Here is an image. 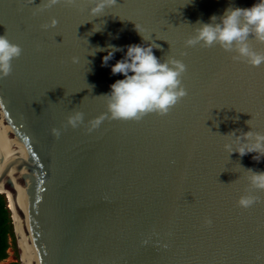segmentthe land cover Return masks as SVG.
Returning a JSON list of instances; mask_svg holds the SVG:
<instances>
[{
	"label": "water",
	"instance_id": "1",
	"mask_svg": "<svg viewBox=\"0 0 264 264\" xmlns=\"http://www.w3.org/2000/svg\"><path fill=\"white\" fill-rule=\"evenodd\" d=\"M253 2L116 0L92 17L90 0H0V34L21 48L0 78V190L25 264H264V191L247 182L264 156L223 147L230 131L264 132V63L184 43L200 22ZM129 43L185 65L186 95L166 114H106L101 95L122 76L92 53ZM243 194L256 198L247 208Z\"/></svg>",
	"mask_w": 264,
	"mask_h": 264
},
{
	"label": "clouds",
	"instance_id": "2",
	"mask_svg": "<svg viewBox=\"0 0 264 264\" xmlns=\"http://www.w3.org/2000/svg\"><path fill=\"white\" fill-rule=\"evenodd\" d=\"M58 0H47L46 6L55 5ZM74 3V0H67ZM116 0H90L88 9L90 16H98L104 9L112 6ZM57 21L50 19L43 27L55 26ZM141 34L139 26L134 25ZM99 28H94L93 31ZM142 35V34H141ZM254 38L264 43V0H254L248 7L228 6L217 17L212 15L209 22H200L194 29V35L188 37L186 46L201 44L204 47L213 44L219 45L226 51L234 53L233 59L243 61L251 66L264 63V52L256 51L250 47L248 39ZM143 36V35H142ZM144 38V37H143ZM159 45L148 43H129L124 46L107 45L95 51H105L101 57L102 66H108L111 74H121L122 78L112 82L109 91L101 96L106 97V114L113 119H139L146 113L166 114L177 101L186 95L181 83V75L185 65L173 57L159 59L152 51ZM123 56L115 63L108 65L113 54L121 51ZM21 53L19 45L12 43L6 35L0 34V78L6 77L11 71L12 59ZM77 62V57H72ZM104 114L90 121L92 126L99 123ZM82 121V113L74 111L66 117L67 125L76 127ZM58 135L57 129L51 130ZM225 136L232 137L231 144H224L228 153L235 151L240 156L255 153L253 160L259 161L264 156V132L251 130L240 132L230 131ZM247 182L252 189L264 191V171L248 169ZM256 200L252 194H243L237 199L238 206L247 208Z\"/></svg>",
	"mask_w": 264,
	"mask_h": 264
},
{
	"label": "trees",
	"instance_id": "3",
	"mask_svg": "<svg viewBox=\"0 0 264 264\" xmlns=\"http://www.w3.org/2000/svg\"><path fill=\"white\" fill-rule=\"evenodd\" d=\"M16 245L11 213L6 196L0 193V261L7 257V249Z\"/></svg>",
	"mask_w": 264,
	"mask_h": 264
},
{
	"label": "rangeland",
	"instance_id": "4",
	"mask_svg": "<svg viewBox=\"0 0 264 264\" xmlns=\"http://www.w3.org/2000/svg\"><path fill=\"white\" fill-rule=\"evenodd\" d=\"M7 206H8V201H7ZM0 264H22V258L19 254V248L17 242L15 246H11L10 248L7 249V257L1 260Z\"/></svg>",
	"mask_w": 264,
	"mask_h": 264
},
{
	"label": "bare ground",
	"instance_id": "5",
	"mask_svg": "<svg viewBox=\"0 0 264 264\" xmlns=\"http://www.w3.org/2000/svg\"><path fill=\"white\" fill-rule=\"evenodd\" d=\"M5 191V196H7L8 200H9V205H10V208L11 210L14 212L13 210V206H12V203H11V200H10V197H9V193L6 191V190H0V192H3ZM14 221H15V217H14ZM16 224V223H15ZM17 230V229H16ZM20 251H21V258H22V264H25V261H24V257H23V253H22V249H21V245H20Z\"/></svg>",
	"mask_w": 264,
	"mask_h": 264
}]
</instances>
